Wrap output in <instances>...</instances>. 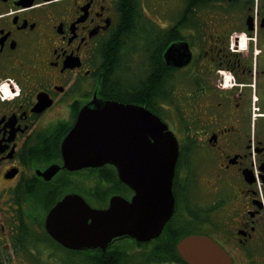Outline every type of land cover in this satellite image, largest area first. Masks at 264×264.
<instances>
[{
    "label": "flooded vegetation",
    "instance_id": "flooded-vegetation-1",
    "mask_svg": "<svg viewBox=\"0 0 264 264\" xmlns=\"http://www.w3.org/2000/svg\"><path fill=\"white\" fill-rule=\"evenodd\" d=\"M182 2L0 0V264H184L190 235L264 264V0ZM143 108L185 129L171 217L148 240L66 245L48 229L56 209L61 222L79 210L65 198L92 214L135 195L117 164L66 159L130 158Z\"/></svg>",
    "mask_w": 264,
    "mask_h": 264
},
{
    "label": "water",
    "instance_id": "water-1",
    "mask_svg": "<svg viewBox=\"0 0 264 264\" xmlns=\"http://www.w3.org/2000/svg\"><path fill=\"white\" fill-rule=\"evenodd\" d=\"M173 48L174 46H171L166 52V58L169 60L172 59L170 57L173 55ZM179 62L175 65L182 66L185 63L183 55ZM96 104L111 106L103 111L106 113L115 111L112 106H121L114 101L98 100ZM80 126H83L82 123ZM77 134L78 128L68 136V143L64 144V148H69L70 154L73 153L71 141ZM109 135L108 133L107 137ZM106 144L109 142L103 141L96 145L104 147ZM131 144L134 145L132 149L134 153L128 159L104 157L66 159L67 164L80 166L109 162L117 164L121 179L135 191V195L131 201L113 197L110 210L101 213L96 211L92 214L83 198H65L62 204L79 201L81 205L73 219L61 222L56 216L59 209L49 217L48 229L55 238L70 247L83 248L87 247L92 239L112 241L117 237L127 236L148 240L161 232L163 225L171 217L175 204L172 185L179 157L177 137L158 116L143 108L142 137L140 127V136L133 137ZM100 152L106 153L107 150L102 149ZM89 214L94 218L91 225L87 223ZM177 249L188 264H232L227 253L205 236H187L178 243Z\"/></svg>",
    "mask_w": 264,
    "mask_h": 264
},
{
    "label": "rangeland",
    "instance_id": "rangeland-1",
    "mask_svg": "<svg viewBox=\"0 0 264 264\" xmlns=\"http://www.w3.org/2000/svg\"><path fill=\"white\" fill-rule=\"evenodd\" d=\"M141 7L142 9H144L146 14H151L149 12L150 10L181 9L183 8V2L182 0H141ZM181 84H183V82ZM183 86L179 89V91L176 92L177 97L180 98L185 97L186 93L185 92L182 93V90L184 91ZM168 123L172 131H174L178 136L180 143L184 144L185 129L177 122V120L174 117L172 119H169ZM195 152H199V151L197 150Z\"/></svg>",
    "mask_w": 264,
    "mask_h": 264
},
{
    "label": "trees",
    "instance_id": "trees-1",
    "mask_svg": "<svg viewBox=\"0 0 264 264\" xmlns=\"http://www.w3.org/2000/svg\"><path fill=\"white\" fill-rule=\"evenodd\" d=\"M131 22V20L129 21V23ZM184 264H186V262H184Z\"/></svg>",
    "mask_w": 264,
    "mask_h": 264
}]
</instances>
